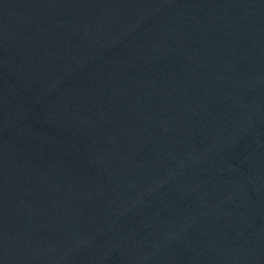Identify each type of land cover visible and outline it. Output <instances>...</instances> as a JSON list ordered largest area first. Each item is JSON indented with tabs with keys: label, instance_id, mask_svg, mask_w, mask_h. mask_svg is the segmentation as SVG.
<instances>
[{
	"label": "water",
	"instance_id": "95a60500",
	"mask_svg": "<svg viewBox=\"0 0 264 264\" xmlns=\"http://www.w3.org/2000/svg\"><path fill=\"white\" fill-rule=\"evenodd\" d=\"M0 264H264V0H0Z\"/></svg>",
	"mask_w": 264,
	"mask_h": 264
}]
</instances>
